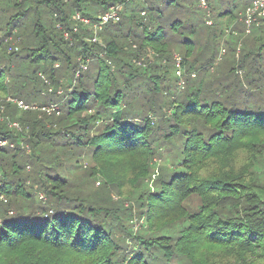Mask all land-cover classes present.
<instances>
[{
    "label": "trees",
    "instance_id": "obj_1",
    "mask_svg": "<svg viewBox=\"0 0 264 264\" xmlns=\"http://www.w3.org/2000/svg\"><path fill=\"white\" fill-rule=\"evenodd\" d=\"M143 1L0 0V100L56 107L39 118L38 109L3 103L21 130L0 122V140L17 145L0 148V264H264V37L227 74L213 73L226 51L219 61L213 52L201 63L205 76L180 89L175 65L171 86L173 65L136 68L130 60L147 49L170 63L166 46L175 38L187 54L201 28L197 0ZM222 3L216 18L233 17L235 4ZM111 6L120 7L119 21L98 33L103 43L92 42L76 16L92 24ZM131 39L138 45L128 51ZM181 62L198 72L196 60ZM23 141L46 148L23 159ZM60 151L72 168L85 155L101 168L137 152L147 165L161 151L169 162L151 187L148 167L139 168L137 187L110 207L79 196ZM123 201L143 220L136 231Z\"/></svg>",
    "mask_w": 264,
    "mask_h": 264
},
{
    "label": "rangeland",
    "instance_id": "obj_2",
    "mask_svg": "<svg viewBox=\"0 0 264 264\" xmlns=\"http://www.w3.org/2000/svg\"><path fill=\"white\" fill-rule=\"evenodd\" d=\"M149 1H154V0H149ZM159 1V0H155ZM227 0H206V7H200L199 6V1L197 0V11H199L202 15L200 18V25L201 28H199L198 35L196 37V42L194 40V44L192 46H188L189 50L188 53H185L184 48L182 49L181 46H176L175 40H178V38H175L172 40L166 47V49L171 53L172 59L171 62H164L163 59H156L155 55L152 53V51L143 49L140 56L138 57H132L130 60V64H132L133 67H145L148 68L152 65L159 64V65H165V64H171L173 65V68L169 69V72L167 74V77H170V82L169 84L172 86L175 84V79H174V65L175 61L179 60L180 65H182V58L186 59L187 64L190 62L196 60V64L194 68H198L197 71L195 72L197 74L196 79L198 77L202 76L204 71L200 70L201 63H203L207 58H210L212 53L214 54L220 49H224L226 51V55L223 57L222 61L215 67L213 73L215 75H220V74H227L228 70L232 67L231 62L236 60L238 61L239 59L242 60V56L244 53H247L251 51L252 53L256 54L257 47L263 42V37H264V29H257L260 25H264V22L262 20H258L257 24L253 23L251 26V32L249 34H245L246 31V25L243 24L240 19L242 16V13L244 11V8L248 6L244 5V3L249 2V0H230L232 1L233 4H235V9H234V16L233 17H224L221 19H217L216 16L217 14L221 11V9L225 6V2ZM135 2V5L139 6V8L146 7L147 4L143 0H133ZM130 5H125L123 6V11L128 10ZM128 12V11H127ZM126 14H129L127 13ZM167 17L169 19L170 15L167 13ZM211 19L212 20V25H207L205 23L206 20ZM221 21V23H218ZM262 25V26H263ZM257 30H256V29ZM86 29V28H85ZM87 30V29H86ZM88 31V30H87ZM141 34V29L135 28V33ZM136 33V34H137ZM214 35L216 36L215 41ZM102 42V37H99L98 44H101ZM10 46L12 48H16L19 44V42L15 41L14 39L9 40ZM138 43L132 42V39L129 42V47L127 48L128 51L134 50L135 47L137 48ZM213 48H215L213 50ZM6 53H10L11 49H6ZM244 52V53H243ZM186 54V55H185ZM261 55L264 57V49L261 51ZM256 56H254L255 58ZM252 57H249V59L246 60V63L251 61ZM257 59V58H256ZM256 63V62H255ZM91 62L87 63V70L89 71L91 66ZM149 65V66H148ZM182 73L184 75L185 83L190 82L192 79L190 75L193 73L194 69L188 70V67H181ZM85 69H81V71H84ZM155 70V69H153ZM158 71V69H156ZM84 71V72H86ZM152 71V70H150ZM191 71V72H189ZM83 72V73H84ZM159 72V71H158ZM92 73V72H91ZM160 73V72H159ZM237 73L239 76H242L241 70H237ZM170 74V75H169ZM190 74V75H189ZM205 76V75H204ZM202 76V77H204ZM187 79V81H186ZM190 79V80H189ZM232 79V78H231ZM230 79V80H231ZM63 83L65 81L63 80ZM167 83V81L165 82ZM70 89V88H67ZM64 88H62V91L59 90L58 95H63ZM140 98V95L137 96V99ZM11 100L10 97H6L5 100H0V106H3V103H11L8 100ZM37 100H41L38 98ZM22 102L25 103L24 100L21 99ZM144 101H147V98L144 99ZM159 99L157 100V102ZM30 104H35V103H30ZM5 107V105L3 106ZM13 107H10V110ZM147 112V109H145ZM34 111V110H32ZM40 113H44L45 115H39V118H42L43 116H53L52 114L54 112H51L50 115L49 113H46L44 111L37 110ZM8 114V113H7ZM4 110L1 111V117L2 120L0 122H6L7 126L9 127V122L8 119L5 115H7ZM17 115H22L21 111L16 112ZM54 118V117H53ZM47 127L49 128H57L55 124H50L46 123ZM11 129V128H10ZM13 130V129H12ZM26 138V136H25ZM2 140H7V139H2ZM13 146V147H12ZM17 145L12 144L9 140H7V145L5 147H8L7 149H15ZM19 148L22 150V158L25 159L29 157L28 159H31V156H38V150H41L44 147V145H37V147H31L27 142L23 141L19 144ZM50 150H55V147H50ZM58 153V151H57ZM61 151L59 152V154ZM168 153H164V151L158 152L154 158L150 160L149 165L147 161V157L139 152L135 153L134 156H132L131 160H125L124 158L121 159V165L118 167L114 168H108L105 166V168H101L99 166V163H95L89 159V156H83L82 159L78 161L77 167L72 168L70 167L73 165V158L69 154L63 155L60 154L59 160L61 163L65 165H69L65 171V175L71 179L72 184L76 187V190H79L81 195L79 194L80 197H86L89 195L94 201L98 202L102 206H108L110 204L111 206H114L115 203L118 204V201H122V198H126L127 195H129L136 187L137 184L139 183L137 180H134L136 177L137 170L139 168H146L148 167L147 173L145 178L147 179V184L151 187L157 178L161 174V170L163 166H166L169 161H165V157L168 156ZM52 153H49L47 156V159L50 160ZM22 158L18 159V162H22ZM32 160V159H31ZM44 165H48V162H44ZM50 166V164H49ZM26 171H30V174L33 173L34 171V164L26 162ZM30 167V170H29ZM135 175V176H134ZM113 183V184H110ZM30 185V184H29ZM28 185V186H29ZM39 196V195H38ZM88 198V196H87ZM44 200L43 196L40 198ZM124 205L126 208H132L133 215L132 218L129 220V225L130 228L134 231L140 228L143 220L138 219V216L136 214V207L130 204V201H123ZM133 204V203H132ZM13 214V211H9ZM11 215V214H9Z\"/></svg>",
    "mask_w": 264,
    "mask_h": 264
},
{
    "label": "built area",
    "instance_id": "obj_3",
    "mask_svg": "<svg viewBox=\"0 0 264 264\" xmlns=\"http://www.w3.org/2000/svg\"><path fill=\"white\" fill-rule=\"evenodd\" d=\"M199 1V6L205 8L206 7V0H198ZM119 6H111L100 18L97 22H93L92 24L87 20L83 19L80 16H76V20L82 22L88 28V31H92V36H91V41L92 42H98V33L103 29L104 25L109 23L110 21L112 22H118L119 21ZM264 18V0H249V5L245 7L240 21L246 25V31L245 34H249L251 32V26L253 23L257 24V21L260 19ZM207 25H212V20L208 19L205 21ZM225 50L222 48L219 51V55L216 59V61H219L221 59V56L224 55ZM180 61L176 60L175 61V76L177 79V85L180 89H182L185 85V79L184 75L182 73V68L180 65ZM80 71L81 69H87V64L82 63L80 64ZM196 73H192L190 75L191 78H195ZM8 101L13 102L17 105L22 110H40L44 111L46 113L55 112L56 107L55 106H45V107H36L33 105H24L19 101H16L14 99H9ZM4 109L3 106H0V120H2L1 117V111ZM9 128L15 129V130H21L20 125L17 122H11L9 123ZM7 145V140H0V148H3ZM12 145V144H11ZM13 147V146H12ZM42 198V196H40ZM5 197L3 195H0V202H5ZM8 214H12L11 212H8Z\"/></svg>",
    "mask_w": 264,
    "mask_h": 264
}]
</instances>
